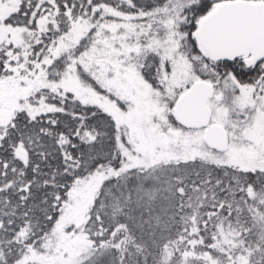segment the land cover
Segmentation results:
<instances>
[{"label": "snow or ice", "instance_id": "6c2138e0", "mask_svg": "<svg viewBox=\"0 0 264 264\" xmlns=\"http://www.w3.org/2000/svg\"><path fill=\"white\" fill-rule=\"evenodd\" d=\"M0 264H264V0H0Z\"/></svg>", "mask_w": 264, "mask_h": 264}]
</instances>
